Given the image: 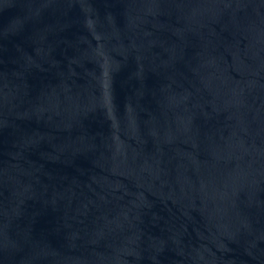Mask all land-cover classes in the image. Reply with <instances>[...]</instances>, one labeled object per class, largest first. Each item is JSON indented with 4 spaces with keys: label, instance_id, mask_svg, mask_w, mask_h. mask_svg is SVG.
<instances>
[{
    "label": "water",
    "instance_id": "95a60500",
    "mask_svg": "<svg viewBox=\"0 0 264 264\" xmlns=\"http://www.w3.org/2000/svg\"><path fill=\"white\" fill-rule=\"evenodd\" d=\"M0 264H264V0H0Z\"/></svg>",
    "mask_w": 264,
    "mask_h": 264
}]
</instances>
